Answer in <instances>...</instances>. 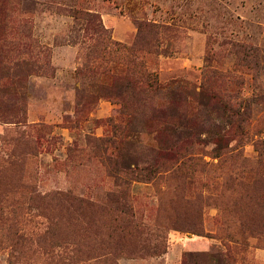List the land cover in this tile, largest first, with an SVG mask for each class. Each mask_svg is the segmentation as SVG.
<instances>
[{
	"label": "rangeland",
	"instance_id": "obj_1",
	"mask_svg": "<svg viewBox=\"0 0 264 264\" xmlns=\"http://www.w3.org/2000/svg\"><path fill=\"white\" fill-rule=\"evenodd\" d=\"M4 2L0 264H264V0ZM69 9L96 14L106 40ZM131 58L153 76L160 114L114 97L129 90L105 71ZM223 106L240 129L218 151ZM195 136L193 160L152 182L111 176ZM121 190L134 214L124 231L106 200Z\"/></svg>",
	"mask_w": 264,
	"mask_h": 264
},
{
	"label": "trees",
	"instance_id": "obj_2",
	"mask_svg": "<svg viewBox=\"0 0 264 264\" xmlns=\"http://www.w3.org/2000/svg\"><path fill=\"white\" fill-rule=\"evenodd\" d=\"M5 0H0L1 4H4ZM67 15L72 17L75 20H82L85 23V31L91 32V37H96V40L105 41V30L101 24L100 18L91 12H85L81 10L76 9H69L66 12ZM146 24H137L138 31L141 33L144 30V26ZM89 32V33H90ZM119 46V44H116ZM108 48L107 46H104L101 48V51L98 55H100L102 58L103 55L106 54V50ZM124 53H129L132 57H134L133 49L132 48H124L121 49ZM96 55V54H95ZM98 58V59H102ZM94 61H97V57L95 56ZM30 61H17L15 64H12V66H15V68L25 67L27 69H32ZM2 67L4 68L5 65L3 63ZM17 68V69H18ZM99 68V67H97ZM84 71L86 74L88 72H91V74L96 73L95 68H91L89 65H85ZM111 72V71H110ZM79 74V73H78ZM105 74H109L112 76V78L115 80V84H122L121 87L118 90H129L126 92L122 91L121 93L115 94V98L117 99L118 103L121 105V107L125 109L133 108L132 104L133 102H138V104H146L148 106V111L152 112V114L155 116L157 114H160L162 111L159 109L155 102H152L151 97L154 96L155 93L150 92H156L158 91V86L156 82L154 81V78L151 74H149L145 68H142V65L137 62L134 58H131L130 60V67L129 68H121L119 72H117V75L114 74V72L109 73V71H105ZM2 80H11V77H4ZM133 102H132V101ZM215 101H217V97H215ZM86 105H81L80 108L85 107ZM225 106H223L224 108ZM225 112H227V115L231 116V119L229 121V127L227 130H221L216 133V137H214V150H221L226 143L230 141L228 133L231 129H240L239 126L235 124L234 121V113L230 112L229 108H224ZM166 115V112H164ZM164 123V122H161ZM166 128L163 130H160L161 132H165ZM240 131V130H239ZM232 132V131H231ZM243 134H241L242 136ZM195 138V140H193ZM201 142L198 139V137H193L189 139L180 140L178 143H174L171 145L168 150H163L162 152L158 153L157 160L154 162L151 166H145L143 168L135 167L134 169H128V170H114L111 174L113 177L115 183L117 185H128L136 182H152L155 179H157L158 174L162 171L172 170L175 168H178L180 165H183L187 162L188 159L192 158L196 153L195 147L197 145H200ZM115 166H117L115 164ZM111 172V171H110ZM172 173H178V172H172ZM107 202L111 204L114 213H115V222L122 223L121 229L124 231V228H127L130 226V224H134L133 222V210L128 205L127 202V196L124 193L123 190L118 191L117 193H110L107 195ZM121 204V205H120ZM82 207H85L87 209H91L92 207L89 204L82 203ZM119 213V214H118ZM120 215V218H119ZM124 215V217H123ZM129 216V218H128ZM122 220V221H121ZM110 262V260H108Z\"/></svg>",
	"mask_w": 264,
	"mask_h": 264
}]
</instances>
